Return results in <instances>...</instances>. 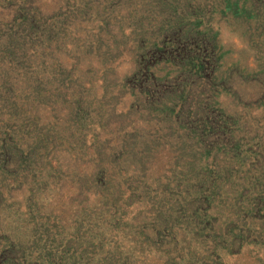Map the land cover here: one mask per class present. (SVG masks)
I'll return each mask as SVG.
<instances>
[{"label":"rangeland","instance_id":"rangeland-1","mask_svg":"<svg viewBox=\"0 0 264 264\" xmlns=\"http://www.w3.org/2000/svg\"><path fill=\"white\" fill-rule=\"evenodd\" d=\"M76 257L264 264V0H0V264Z\"/></svg>","mask_w":264,"mask_h":264},{"label":"trees","instance_id":"trees-1","mask_svg":"<svg viewBox=\"0 0 264 264\" xmlns=\"http://www.w3.org/2000/svg\"><path fill=\"white\" fill-rule=\"evenodd\" d=\"M244 3L247 4V1H245ZM176 12V11H175ZM174 12L173 16H176ZM184 19V15H182L181 17V24H180V28L177 31L176 34V38L173 40V42H171L173 44V50L170 56H174L175 54H178L180 59L182 58V55H184V57L182 59L186 60L185 58L188 57V55H185L184 53L180 52L181 50L186 51L188 50V52H192L194 51L196 48L199 49V47H197L196 44V30L192 28V26L187 27L185 24H182V21ZM166 25H164L163 27V31L168 34L169 33V29L168 27H166ZM168 29V30H167ZM203 35H206L205 33ZM212 42H214V44L216 43V39L215 37L212 38L211 40ZM194 42V43H193ZM204 43H207L206 40H203ZM193 43V44H192ZM195 47V48H192ZM216 50V49H215ZM214 51V49H213ZM214 55V54H213ZM205 62L201 61L199 63V66H204ZM206 199V198H205ZM78 248V247H77ZM78 257V256H77ZM77 257L74 260H71L69 264H76L77 263Z\"/></svg>","mask_w":264,"mask_h":264}]
</instances>
